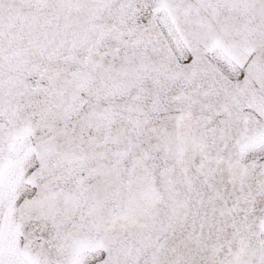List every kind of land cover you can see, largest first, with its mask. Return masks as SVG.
<instances>
[{
  "label": "snow or ice",
  "instance_id": "snow-or-ice-1",
  "mask_svg": "<svg viewBox=\"0 0 264 264\" xmlns=\"http://www.w3.org/2000/svg\"><path fill=\"white\" fill-rule=\"evenodd\" d=\"M0 264H264V0H0Z\"/></svg>",
  "mask_w": 264,
  "mask_h": 264
}]
</instances>
